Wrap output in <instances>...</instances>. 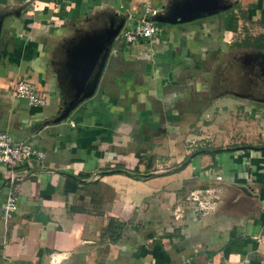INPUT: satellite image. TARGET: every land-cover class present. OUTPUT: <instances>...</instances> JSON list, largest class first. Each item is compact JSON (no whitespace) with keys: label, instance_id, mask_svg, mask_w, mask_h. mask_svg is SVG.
<instances>
[{"label":"crops","instance_id":"obj_1","mask_svg":"<svg viewBox=\"0 0 264 264\" xmlns=\"http://www.w3.org/2000/svg\"><path fill=\"white\" fill-rule=\"evenodd\" d=\"M145 8L161 31L125 43ZM0 20V131L44 153L13 167L9 218L0 164V264H264V0H0ZM117 24L94 93L54 121L82 49ZM213 116L209 146L168 137Z\"/></svg>","mask_w":264,"mask_h":264},{"label":"built area","instance_id":"obj_2","mask_svg":"<svg viewBox=\"0 0 264 264\" xmlns=\"http://www.w3.org/2000/svg\"><path fill=\"white\" fill-rule=\"evenodd\" d=\"M144 13L132 27L123 28L119 31L118 36L122 41L132 43L138 39H150L161 31V27L146 15L152 16L156 13V10L145 8ZM14 94L17 98L24 99L31 106H42L45 102L44 96L39 93L34 84L25 79H20L15 83ZM43 156L44 153L38 148L27 142H18L9 134L0 131V164L7 168L6 191L1 205L4 218H9L16 207V196L12 189L17 176L13 167L28 160H40ZM217 179H220V177L218 176ZM189 195L192 200H197L200 208L203 206V202L199 200L196 192H191ZM260 209L264 212V199L260 202Z\"/></svg>","mask_w":264,"mask_h":264},{"label":"water","instance_id":"obj_3","mask_svg":"<svg viewBox=\"0 0 264 264\" xmlns=\"http://www.w3.org/2000/svg\"><path fill=\"white\" fill-rule=\"evenodd\" d=\"M211 11L212 9L207 7L190 9L185 8L175 15L172 14L168 16L165 20H163V22L174 23L189 21L202 16L203 14H208ZM151 21H153V19H151ZM119 28L120 24H117L113 28H109L100 42L92 43L91 46L84 47V49H82V51H84L82 52L75 73H73L74 87L72 88V94L67 102L63 104L59 115L54 119V121L65 119L77 104L90 97L94 93L110 45L117 35ZM263 56L258 60L260 63V74L264 73ZM254 100L264 102V99L260 98H255ZM241 190L246 191V188L241 187Z\"/></svg>","mask_w":264,"mask_h":264},{"label":"rangeland","instance_id":"obj_4","mask_svg":"<svg viewBox=\"0 0 264 264\" xmlns=\"http://www.w3.org/2000/svg\"><path fill=\"white\" fill-rule=\"evenodd\" d=\"M202 121V120H201ZM198 121L195 123L194 128H190L188 131H186V128H181V135L180 136H169L172 139L173 138H179V142L181 144L180 147H184L185 150L189 151V149H194L196 148L197 145H199L197 148H201V139L206 138V141L203 142L204 146L207 144L208 146L213 143L214 141V137H216V131H217V126L219 123H217L214 120V116L211 117V119H207V120H203V122ZM209 124H213V128L212 127H207ZM181 126H184L183 124H180ZM216 128V129H215ZM186 131V132H185ZM168 140H170V138H167ZM166 139L163 138V142ZM170 145L169 142L167 141V143L163 144V149H162V157L164 158V160H166L167 158L170 160V162H174V158L175 157H170L168 154V151L170 149ZM196 150V149H195ZM170 152V151H169ZM188 155V154H187Z\"/></svg>","mask_w":264,"mask_h":264},{"label":"trees","instance_id":"obj_5","mask_svg":"<svg viewBox=\"0 0 264 264\" xmlns=\"http://www.w3.org/2000/svg\"><path fill=\"white\" fill-rule=\"evenodd\" d=\"M256 41H257V43H259V47L261 46V43L264 41V33L263 34H259L257 37H256ZM242 44L244 45V46H253V47H255L256 45H255V41L253 40V39H251V38H245V40L242 42ZM258 46H257V48H258ZM193 153H197V151L196 152H193ZM192 154V153H191ZM185 164V161H182L181 163H180V165H179V167L180 166H183Z\"/></svg>","mask_w":264,"mask_h":264},{"label":"flooded vegetation","instance_id":"obj_6","mask_svg":"<svg viewBox=\"0 0 264 264\" xmlns=\"http://www.w3.org/2000/svg\"><path fill=\"white\" fill-rule=\"evenodd\" d=\"M263 59H264V56H263ZM258 63H259V61H258ZM258 69H259V68H258ZM258 69H257V70H258ZM257 70H256V71H257ZM258 72H259V74H260V71H258ZM260 75H261V74H260Z\"/></svg>","mask_w":264,"mask_h":264}]
</instances>
